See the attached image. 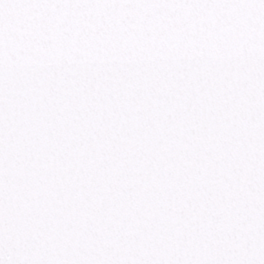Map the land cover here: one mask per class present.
Wrapping results in <instances>:
<instances>
[{
    "label": "snow or ice",
    "instance_id": "1",
    "mask_svg": "<svg viewBox=\"0 0 264 264\" xmlns=\"http://www.w3.org/2000/svg\"><path fill=\"white\" fill-rule=\"evenodd\" d=\"M0 264H264V0H0Z\"/></svg>",
    "mask_w": 264,
    "mask_h": 264
}]
</instances>
